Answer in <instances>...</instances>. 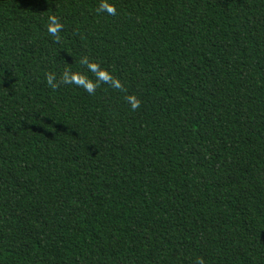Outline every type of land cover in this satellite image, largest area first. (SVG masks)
Wrapping results in <instances>:
<instances>
[{
    "label": "trees",
    "instance_id": "obj_1",
    "mask_svg": "<svg viewBox=\"0 0 264 264\" xmlns=\"http://www.w3.org/2000/svg\"><path fill=\"white\" fill-rule=\"evenodd\" d=\"M102 2L0 0V264H264V0Z\"/></svg>",
    "mask_w": 264,
    "mask_h": 264
},
{
    "label": "clouds",
    "instance_id": "obj_2",
    "mask_svg": "<svg viewBox=\"0 0 264 264\" xmlns=\"http://www.w3.org/2000/svg\"><path fill=\"white\" fill-rule=\"evenodd\" d=\"M100 10L106 12L109 15L116 14V8L112 4L108 3V0H104V2L101 3ZM59 30H60V25L56 22L55 17L50 18L49 27H48L49 34L55 36ZM90 67L92 68L93 71H95V67H96L95 65H90ZM99 76L103 80H108L110 78L104 73H100ZM65 81L84 86L86 90L89 92H92L94 90L93 84L87 83L84 79L75 75L72 76L65 75ZM48 83L50 85L53 83V77L51 75L48 76ZM113 84L117 88L121 87L119 81L114 80ZM127 99L130 102L133 110L139 107V101L136 100L134 97H128Z\"/></svg>",
    "mask_w": 264,
    "mask_h": 264
}]
</instances>
